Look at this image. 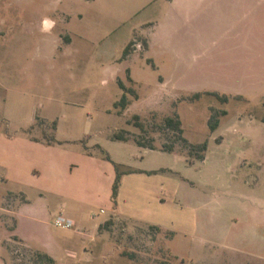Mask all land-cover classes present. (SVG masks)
Wrapping results in <instances>:
<instances>
[{"label":"rangeland","instance_id":"374dc122","mask_svg":"<svg viewBox=\"0 0 264 264\" xmlns=\"http://www.w3.org/2000/svg\"><path fill=\"white\" fill-rule=\"evenodd\" d=\"M120 80L138 95L122 113ZM174 114L204 161L162 127ZM107 154L146 169L116 201ZM0 177V264H264V0H0ZM10 189L29 243L6 230Z\"/></svg>","mask_w":264,"mask_h":264},{"label":"trees","instance_id":"16d2710c","mask_svg":"<svg viewBox=\"0 0 264 264\" xmlns=\"http://www.w3.org/2000/svg\"><path fill=\"white\" fill-rule=\"evenodd\" d=\"M145 46H147V41H144ZM134 42L130 41L127 46L124 49L123 52V56L122 58L125 59L132 50V46H133ZM121 87L123 88L124 92L122 94V96L120 97V99L118 101L115 102V107L118 109L119 113H122L127 107L128 105L131 103V98H130V94L135 95L136 97H138L136 90L133 87H129L127 86L122 80L119 81ZM215 94H217V92H214ZM198 96H200V93L196 94V97L193 99L195 100ZM223 101L227 100V97H222ZM224 113L226 112L225 110L223 111ZM134 123L138 126L143 128L144 124L143 122L140 120V115L136 114L134 115ZM210 128L212 131L216 130L219 126V121L216 120L215 122H212L210 120L209 122ZM162 127L167 128V129H171L175 132L176 136L182 140L184 142V144L186 145L187 149H188V157H194V159H197L199 161H203L206 158V154H207V150L209 147V142L208 140H205L201 143H191L188 138L184 135V128L182 126V121L179 117V115L174 114V115H168L164 118L163 121V125ZM129 131L126 129H122L121 131L118 132H113L111 134V138L114 140H123V141H128L130 140V136H129ZM134 141L142 147H147L150 149H160L163 151H169V152H173L175 151V144L174 143H169V144H164L161 148H158V146L153 143V142H145L139 138L134 139ZM106 157L111 160V157L109 154L106 155ZM192 160V159H191ZM189 158H188V162L192 163ZM115 168H116V178L113 184V199L114 201H116L117 195H118V189L120 186V182H121V177L124 173H126L127 171H122L119 168V164L115 163ZM149 172H154V171H149ZM110 222V220L106 221L104 223V225H107ZM102 226V225H101ZM157 227L158 229L160 227L158 226H154ZM173 234V232H171ZM37 255H38V259L40 262H45L47 264H55V258L53 256H51L50 254H48L47 252H42V251H37Z\"/></svg>","mask_w":264,"mask_h":264},{"label":"crops","instance_id":"0c3cea01","mask_svg":"<svg viewBox=\"0 0 264 264\" xmlns=\"http://www.w3.org/2000/svg\"><path fill=\"white\" fill-rule=\"evenodd\" d=\"M44 24H45V26H43V28L45 29V30H48V31H51V30H53V27H54V21L53 20H51L50 18L48 19V18H45L44 19ZM146 38H147V42H148V48L146 49V53H150V51L152 50V47H153V40L150 38V36H146ZM150 58H152V57H150ZM153 59V58H152ZM166 82V80L164 81V82H162L161 81V83H165ZM34 139V141H36V143H46V144H49V143H52V142H48V141H45V140H40L41 138H34V137H32V140ZM144 149L145 150H148V151H154V150H156V149H150V148H147V147H144ZM110 157H111V155H110ZM206 159V158H205ZM111 161L114 163H118V164H124L125 162L124 161H115L112 157H111ZM204 161V160H203ZM125 171H127L126 173H124L123 175H122V177H121V182H120V186H119V191H118V195L119 196H121L122 194H123V192H125V191H128V189H131V187H132V182L131 181H129V180H127L126 178H128L129 176H132L133 175V171H135V172H137V171H141V173H142V171H146V169H144V168H136V169H128V170H125ZM127 180V181H126ZM0 181L3 183V182H8V178H6V177H0ZM129 183H131L130 185H129ZM114 184V183H113ZM112 187H113V185H112ZM128 188V189H127ZM125 190V191H124ZM8 192H11V193H23L24 195H25V193L24 192H22V191H19V192H17V191H15V190H7L6 191V193H8ZM112 194H113V190H112ZM3 196V194L2 193H0V199H1V197ZM25 198H26V200L25 201H23V202H21L22 204L20 205V206H17L16 208H15V210L13 211V214H14V217H15V220H16V223H15V227L12 229V230H8V229H6L8 232L9 231H13L14 232V234H16V235H18L20 238H22L23 240H25L27 243H29V241L25 238V237H23L22 235H21V233H19V231H18V227H19V220H20V213H21V211L25 208V209H28V210H31V215H32V213H33V209H32V204H31V200L30 199H28L27 198V196L25 195ZM77 208H79V207H77ZM122 211V212H121ZM121 211H120V206H119V208H117L116 209V212L118 213V214H120V215H122V216H126L127 218L126 219H132V220H135V221H139V222H142V223H145L144 222V220L142 219V220H140L141 219V216L139 215V213L138 212H134V214H128L127 213V211H125V210H123L122 208H121ZM62 212H60V214H61ZM63 214V213H62ZM117 214V217H119V215ZM119 218H122V217H119ZM107 221V220H106ZM101 224H103V223H101ZM101 224H99V225H96V227H97V231H98V234H100V235H102L104 232H102L101 230H100V226H101ZM148 224V223H147ZM153 226H158V227H160V228H162V229H164V227H162V226H160V225H156V224H154ZM166 230V229H165ZM80 232H84L83 230H80ZM97 238V236H95L94 234H92V239L93 240H95ZM2 250H3V245H2V237L0 236V259L1 258H3L2 257V254H1V252H2ZM48 254H50L51 256H53L51 253H49V252H47Z\"/></svg>","mask_w":264,"mask_h":264},{"label":"built area","instance_id":"2783aa9c","mask_svg":"<svg viewBox=\"0 0 264 264\" xmlns=\"http://www.w3.org/2000/svg\"><path fill=\"white\" fill-rule=\"evenodd\" d=\"M55 224L57 226L63 227V228H71L74 225V222L72 219L65 217L62 213L59 214L55 220Z\"/></svg>","mask_w":264,"mask_h":264}]
</instances>
